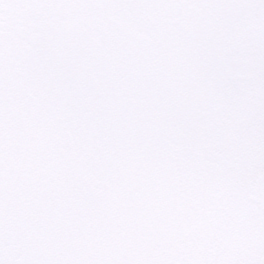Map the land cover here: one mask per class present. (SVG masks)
Masks as SVG:
<instances>
[{"label": "snow or ice", "instance_id": "6c2138e0", "mask_svg": "<svg viewBox=\"0 0 264 264\" xmlns=\"http://www.w3.org/2000/svg\"><path fill=\"white\" fill-rule=\"evenodd\" d=\"M0 264H264V0H0Z\"/></svg>", "mask_w": 264, "mask_h": 264}]
</instances>
